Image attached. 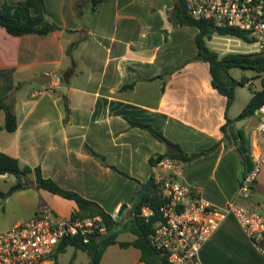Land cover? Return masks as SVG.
Wrapping results in <instances>:
<instances>
[{
  "label": "crops",
  "instance_id": "obj_1",
  "mask_svg": "<svg viewBox=\"0 0 264 264\" xmlns=\"http://www.w3.org/2000/svg\"><path fill=\"white\" fill-rule=\"evenodd\" d=\"M44 1L46 17L58 30L13 37L0 28V100H11L17 122L14 132H6L0 110V152L22 166L40 168L43 177L97 203L113 218L126 205L120 218L127 221L141 184L153 171L159 173L150 160L171 152L148 130L131 123L148 125L183 153H204L180 163L183 183L197 186L203 199L217 207L230 202L252 167L256 116L236 120L252 95L237 108L235 92L226 108V98L211 86L209 65L195 59L198 30L170 19L174 1L106 0L92 11L84 0L81 15L76 11L80 0ZM73 43L77 46L68 57ZM69 68L71 74L62 82ZM44 76H52L51 82H34ZM241 78L247 80L245 86L258 84L260 89L255 74ZM55 83L58 87L46 92ZM62 94L69 104L66 121ZM0 179L8 183L2 193L15 183L11 175ZM261 194L264 169L252 204L264 205ZM44 208L60 217H70L77 209L72 201L28 188L0 196V228L3 224L8 230ZM222 255L233 264H264V255L233 216L202 246L199 264H211ZM139 258L140 253L137 263L143 264Z\"/></svg>",
  "mask_w": 264,
  "mask_h": 264
},
{
  "label": "built area",
  "instance_id": "obj_2",
  "mask_svg": "<svg viewBox=\"0 0 264 264\" xmlns=\"http://www.w3.org/2000/svg\"><path fill=\"white\" fill-rule=\"evenodd\" d=\"M185 7L193 19L245 32L254 53L264 52V0H185ZM56 87L57 83L46 92ZM254 114L257 125L250 150L252 167L241 177L234 198L224 207L204 200L197 186L183 183L178 161L164 158L157 163L159 173L153 183L164 203L157 210L160 218L149 243L166 264H199L200 249L229 216L264 255V205L251 202L253 188L264 169V104ZM152 215V210L142 208L141 217ZM88 233H106L100 217H60L44 208L27 221L0 232V264H54L53 254L60 241L84 236L86 242Z\"/></svg>",
  "mask_w": 264,
  "mask_h": 264
},
{
  "label": "trees",
  "instance_id": "obj_3",
  "mask_svg": "<svg viewBox=\"0 0 264 264\" xmlns=\"http://www.w3.org/2000/svg\"><path fill=\"white\" fill-rule=\"evenodd\" d=\"M84 0H80L76 4V11L79 15L81 5ZM91 10H95L98 5L106 0H88ZM174 7L172 9L170 19L180 26H190L198 30L195 37L197 47L196 60L205 62L209 65L211 76V86L220 95L226 98V108L229 109L235 99V89L237 86H245L247 80L241 78L236 80L230 75V70L240 69L254 72L255 77L259 79L260 89L253 91L252 97L241 111L236 120L250 117L256 109L264 104V52L259 53H227L220 56L218 52L211 49L207 42L211 40L213 35L221 37H233L244 43H252L247 34L239 29L224 27L216 28L211 22L205 20H196L191 18L185 7V0H173ZM0 28H4L6 32L13 37H21L24 35L35 34L45 36L58 30V27L51 23L46 17V7L44 0H22L14 5L8 3H0ZM77 43L71 44L66 55L71 57ZM72 68L62 73V82H65L71 74ZM66 118H69V104L65 95L62 94ZM0 110L4 112L5 119L3 129L8 132H14L17 128L16 117L13 113L11 100L8 98L0 100ZM148 130L156 139L166 144L171 151L165 156H156L150 160L152 169L157 168V163L164 158H171L179 163L191 162L204 153L185 154L180 148L169 142L163 135L155 131L152 127L143 124L131 123ZM224 131V128H222ZM87 152L93 156L101 165L108 166L102 156L87 149ZM110 167V166H108ZM113 170L117 171L114 167ZM34 173V179H30V175ZM0 175H11L15 178V183L7 190L0 192L1 197H6L14 192L34 188L44 190L54 196L64 200L72 201L76 205V211L71 214V218L89 219L100 217L106 227L105 234H86V242L84 236L65 237L57 245L54 254V264H58V256L63 254L68 247L75 251H81L87 254L89 261L87 264H100L102 256L106 249L113 245L120 248L134 247L140 252V262L143 264H166L165 259L156 252L149 243V236L152 233L155 224L159 220L158 208L164 203V199L157 193L155 183L147 189L142 197L137 196L134 210L129 212V217L123 226H120L122 218L117 219L106 213L97 203L83 198L74 191L66 190L58 186L52 179L42 176L40 168L31 169L22 166L20 162L0 152ZM124 175V174H122ZM155 171L152 172L151 178L155 180ZM147 207L153 211V215L149 218L140 216L142 208ZM129 232L135 238L131 242H118L117 237L120 233ZM75 259L72 256L70 264Z\"/></svg>",
  "mask_w": 264,
  "mask_h": 264
},
{
  "label": "rangeland",
  "instance_id": "obj_4",
  "mask_svg": "<svg viewBox=\"0 0 264 264\" xmlns=\"http://www.w3.org/2000/svg\"><path fill=\"white\" fill-rule=\"evenodd\" d=\"M209 47L219 54H227V53H254L255 48L250 43H244L233 37H221L217 35H213L211 40L209 41ZM230 75L233 78L240 79L242 76L249 77L253 75L254 72L249 70H240V69H232L230 70ZM251 84L249 86H237L235 89L236 92V106L237 108H241L244 103L247 101L248 97L252 95L255 89H259L258 84ZM256 87V88H255ZM6 179H0V190L3 191L7 187ZM264 197V194H261ZM4 198L1 199L3 201ZM63 216L62 214H60ZM125 219L123 218L120 226L125 224ZM1 225V221H0ZM6 228H0V232L4 231ZM134 236L129 232L120 233L117 237L118 242H131L134 240ZM228 251L224 249V253ZM139 251L134 247L130 246L128 248H120L118 245L110 246L104 252L100 264H138L137 257L139 255ZM75 255V259L72 264H87L89 258L86 253L81 251H75L73 248L68 247L66 251L58 256V264H70L72 256ZM211 264H233L229 259L226 258L225 255L215 257L212 259ZM253 264H262L260 262H255Z\"/></svg>",
  "mask_w": 264,
  "mask_h": 264
},
{
  "label": "water",
  "instance_id": "obj_5",
  "mask_svg": "<svg viewBox=\"0 0 264 264\" xmlns=\"http://www.w3.org/2000/svg\"><path fill=\"white\" fill-rule=\"evenodd\" d=\"M51 80H52V76H44V77L36 78L34 82L38 85H45L50 83ZM153 182H154L153 178H149L145 183L141 184V189L138 193V196L142 197L147 191V189L152 186ZM126 207H127L126 205H123L119 208L117 213V219H119L122 216V213L125 211Z\"/></svg>",
  "mask_w": 264,
  "mask_h": 264
}]
</instances>
